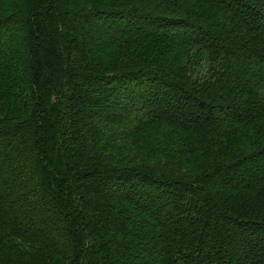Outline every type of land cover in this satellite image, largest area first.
I'll return each mask as SVG.
<instances>
[{
    "label": "trees",
    "instance_id": "16d2710c",
    "mask_svg": "<svg viewBox=\"0 0 264 264\" xmlns=\"http://www.w3.org/2000/svg\"><path fill=\"white\" fill-rule=\"evenodd\" d=\"M264 264V0H0V264Z\"/></svg>",
    "mask_w": 264,
    "mask_h": 264
},
{
    "label": "rangeland",
    "instance_id": "374dc122",
    "mask_svg": "<svg viewBox=\"0 0 264 264\" xmlns=\"http://www.w3.org/2000/svg\"><path fill=\"white\" fill-rule=\"evenodd\" d=\"M139 264H146V263H139Z\"/></svg>",
    "mask_w": 264,
    "mask_h": 264
}]
</instances>
